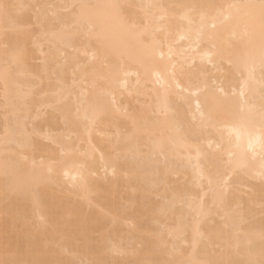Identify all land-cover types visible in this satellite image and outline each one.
Masks as SVG:
<instances>
[{"label":"bare ground","instance_id":"obj_1","mask_svg":"<svg viewBox=\"0 0 264 264\" xmlns=\"http://www.w3.org/2000/svg\"><path fill=\"white\" fill-rule=\"evenodd\" d=\"M0 264H264V0H0Z\"/></svg>","mask_w":264,"mask_h":264}]
</instances>
